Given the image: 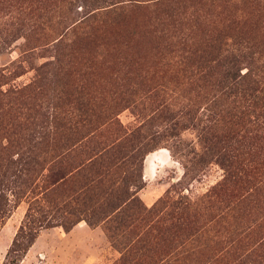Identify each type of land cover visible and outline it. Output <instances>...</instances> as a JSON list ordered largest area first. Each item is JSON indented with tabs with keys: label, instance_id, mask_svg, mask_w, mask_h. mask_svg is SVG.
Listing matches in <instances>:
<instances>
[{
	"label": "rangeland",
	"instance_id": "374dc122",
	"mask_svg": "<svg viewBox=\"0 0 264 264\" xmlns=\"http://www.w3.org/2000/svg\"><path fill=\"white\" fill-rule=\"evenodd\" d=\"M154 1L0 0V264H264V186L246 199L222 188L194 125L205 98L166 81L187 54L178 40L197 45L232 16L264 40V15L250 1ZM134 65L160 82L153 101L120 82ZM82 84L98 128L58 158L55 125L80 119V93H64ZM164 98L196 118L167 126ZM43 218L12 252L21 225Z\"/></svg>",
	"mask_w": 264,
	"mask_h": 264
},
{
	"label": "trees",
	"instance_id": "16d2710c",
	"mask_svg": "<svg viewBox=\"0 0 264 264\" xmlns=\"http://www.w3.org/2000/svg\"><path fill=\"white\" fill-rule=\"evenodd\" d=\"M236 1H250L264 15V0ZM154 3L161 4L160 0ZM177 4L179 1L167 4L168 10H173ZM126 6H117L113 13L122 14ZM232 17L222 27V31L209 36L208 40H201L197 45L188 44L185 38L178 40L174 45H178V49L186 51L187 54L177 61V69L166 81L173 82L175 87L184 83L194 86L197 97L205 98L207 104L203 107L204 113L202 112L205 117H197L194 125L207 143L208 150L216 156L227 172L222 188L227 184H240L246 199L253 194L257 195L264 186V40H255L258 37L249 35L246 18L241 20ZM257 23L259 19L250 21L248 26H256ZM161 24H164L163 21ZM245 55H249L252 64L242 71ZM254 56L256 62L252 60ZM137 67L139 66L129 67L130 70L123 74L120 82L124 84L126 91L128 89L133 94L141 91L153 101L160 82L154 81L155 74L148 77ZM133 69H137V73H132ZM161 86L165 87V83L161 82ZM85 90L86 85L82 84L64 93L71 99H74L75 92L80 93L76 99L79 104L76 111L80 119L55 125L56 130L67 132L64 139L54 138L52 141L53 148L59 150L56 153L58 158L74 150L83 138L98 128L90 119L94 112L90 105V96ZM61 95L62 93L56 96L61 99ZM160 104H163L160 113L167 126H176L182 117L190 116L191 111L186 106L178 108L168 98L161 100ZM190 117L196 118L195 112ZM257 199L260 201L258 197ZM34 214L29 212L26 220L32 221L29 218ZM48 223L44 218L36 220L34 226L24 222L16 234L11 251L26 252L36 233Z\"/></svg>",
	"mask_w": 264,
	"mask_h": 264
}]
</instances>
